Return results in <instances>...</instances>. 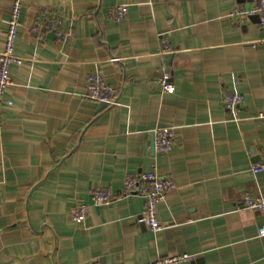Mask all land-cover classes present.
Listing matches in <instances>:
<instances>
[{"label": "crops", "instance_id": "1", "mask_svg": "<svg viewBox=\"0 0 264 264\" xmlns=\"http://www.w3.org/2000/svg\"><path fill=\"white\" fill-rule=\"evenodd\" d=\"M13 0H0V53ZM127 5L125 19L108 10ZM255 0H23L0 128V264H264V33ZM39 9L61 31L32 33ZM161 38L171 48L163 52ZM115 89L113 105L85 99L90 74ZM168 75L175 90L163 91ZM226 92L247 104L227 111ZM173 127V149L153 132ZM157 169L175 181L159 203V231L137 221L146 200L123 195L127 173ZM111 191L98 205L89 189ZM78 203L87 219L71 217Z\"/></svg>", "mask_w": 264, "mask_h": 264}, {"label": "built area", "instance_id": "2", "mask_svg": "<svg viewBox=\"0 0 264 264\" xmlns=\"http://www.w3.org/2000/svg\"><path fill=\"white\" fill-rule=\"evenodd\" d=\"M23 0H13L11 7V15L6 30L5 46L0 53V128L3 126V107L5 103V93L7 88L12 84L11 67L13 65L22 64L24 59L15 53V45L18 31L21 27V11ZM128 11L127 5H117L108 10L111 19L122 21L125 19ZM249 14H257L260 19V26L264 33V0H255V5L251 10L242 7H235L231 11L234 19L241 20ZM63 20L46 11L39 9L38 16L31 28L32 33L40 31H61ZM264 44V36L262 38ZM163 52H170L166 38H161ZM160 85L163 91L172 93L175 90L173 82L170 81L168 75H164L160 79ZM264 92V86H263ZM85 99L98 103L113 105L116 102L115 89L109 84L107 79L101 73H92L86 81V89L84 93ZM223 106L227 111L233 112L246 106L247 101L240 93L226 92L222 97ZM154 151L159 154H167L174 147L175 129L173 127H157L154 132ZM252 172L259 174L264 172V160L252 166ZM177 185L172 177L162 175L157 169L152 171L133 174L127 173L124 180L123 195H140L146 200V207L143 213L137 217L139 223H143L149 227L151 231H159L163 228V224L157 217L158 205L165 200L167 194L176 189ZM89 194L98 205H109L115 200L114 194L108 189L94 187L89 189ZM243 204L249 209H257L261 212L264 219V196H257L247 193L243 196ZM89 207L85 203L76 204L71 210V217L76 222H83L87 219ZM1 229V227H0ZM258 237L264 238V221L259 225L257 230ZM194 255L183 253L176 255H168L160 257L157 260L146 264H182L192 261ZM99 264V263H95Z\"/></svg>", "mask_w": 264, "mask_h": 264}, {"label": "water", "instance_id": "3", "mask_svg": "<svg viewBox=\"0 0 264 264\" xmlns=\"http://www.w3.org/2000/svg\"><path fill=\"white\" fill-rule=\"evenodd\" d=\"M195 262L193 261V264H194Z\"/></svg>", "mask_w": 264, "mask_h": 264}]
</instances>
